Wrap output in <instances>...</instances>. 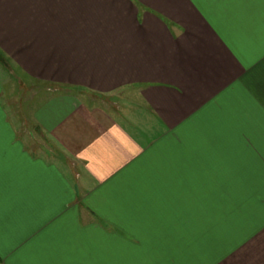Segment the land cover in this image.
<instances>
[{"label": "crops", "instance_id": "crops-1", "mask_svg": "<svg viewBox=\"0 0 264 264\" xmlns=\"http://www.w3.org/2000/svg\"><path fill=\"white\" fill-rule=\"evenodd\" d=\"M0 53L58 91L0 73V264H264V0H0Z\"/></svg>", "mask_w": 264, "mask_h": 264}, {"label": "rangeland", "instance_id": "rangeland-1", "mask_svg": "<svg viewBox=\"0 0 264 264\" xmlns=\"http://www.w3.org/2000/svg\"><path fill=\"white\" fill-rule=\"evenodd\" d=\"M8 66L5 67L6 71L0 72L1 78H4L5 81L10 83L9 85L3 86L4 90H7L5 92V96L8 100L11 101L13 111L19 112V113H31L34 111V108L37 107V103H39L40 97L43 96H50V95H56L58 92L55 90V88H41L39 84H34L28 81L27 78H25L21 73L18 71H15L13 66L5 59ZM1 67V66H0ZM9 86V87H7ZM116 95L112 96H104V97H98L96 99L92 98V101L96 103V105H101L103 107H115L121 106V104H118L114 98ZM91 98V96H86ZM117 103V104H116ZM41 138L39 139V141Z\"/></svg>", "mask_w": 264, "mask_h": 264}, {"label": "water", "instance_id": "water-1", "mask_svg": "<svg viewBox=\"0 0 264 264\" xmlns=\"http://www.w3.org/2000/svg\"><path fill=\"white\" fill-rule=\"evenodd\" d=\"M0 63L3 64L4 66H8L5 57L0 53Z\"/></svg>", "mask_w": 264, "mask_h": 264}]
</instances>
